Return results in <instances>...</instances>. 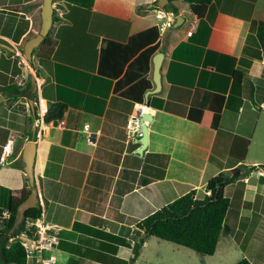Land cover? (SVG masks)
I'll use <instances>...</instances> for the list:
<instances>
[{
  "label": "crops",
  "instance_id": "crops-1",
  "mask_svg": "<svg viewBox=\"0 0 264 264\" xmlns=\"http://www.w3.org/2000/svg\"><path fill=\"white\" fill-rule=\"evenodd\" d=\"M96 1L90 11L54 3L59 11L44 58L32 55L27 62L19 48L39 32L43 0H0V88L21 78L36 85L32 104L0 93V158L4 147L9 152L0 163V223L10 199L29 188L22 152L32 141L42 222L58 237L42 264H130V243L142 234L137 223L191 191L203 198L210 179L239 167L242 176L226 195L238 189V205L249 210L240 209L228 231L224 220L222 251L219 237L207 258L264 264V181L258 177L264 171V52L256 39L264 13L256 15L252 0L179 9L175 4L184 3L176 2L182 24L160 32L146 7L157 0L119 9L113 1ZM156 54L163 59L154 93ZM233 71L243 74L239 81ZM195 95L200 106L193 105ZM54 104L65 106L64 115L46 125L43 116ZM145 107L152 118L145 121L147 147L139 154L141 144L127 137L125 125ZM203 108L219 113L217 129L203 127ZM253 147L256 155L247 161ZM227 249L244 252L235 260L222 255Z\"/></svg>",
  "mask_w": 264,
  "mask_h": 264
},
{
  "label": "trees",
  "instance_id": "trees-1",
  "mask_svg": "<svg viewBox=\"0 0 264 264\" xmlns=\"http://www.w3.org/2000/svg\"><path fill=\"white\" fill-rule=\"evenodd\" d=\"M210 1L211 0H168V5L163 7V9L176 13L175 8H173V3L175 2L188 4L190 6H203L209 4ZM54 2L73 5L82 10L90 11L94 6L95 0H53V3ZM153 5L154 4L147 5L146 7H152ZM166 7H168V9H166ZM54 19L55 15L53 12V21ZM147 34L149 33L146 32L138 36L143 37ZM18 39L19 36L14 38V42H17ZM256 39L259 47L264 52V21H259L257 23ZM47 41L48 35L44 38L40 47L33 51L32 55L36 54L39 58H44L42 49L43 46L47 44ZM153 51L154 48L143 53L144 55H142V57L140 56L138 60L144 58L143 56H148ZM242 75L243 74L240 72L233 71V76L236 81H239ZM148 88L149 87H147V89ZM32 89L30 84H27L24 88H19L15 83H12V85L1 87L0 93L3 97L11 95L14 99L20 97L25 98L32 104L35 97V93L32 92ZM197 93L207 94L199 91ZM196 98L197 95L193 98V105L200 106ZM203 109L204 112L201 119L203 127L210 130L217 129L220 118L219 113L212 114V112L208 111L206 108ZM64 111L65 106L63 104H54L50 106L43 116V123L46 125L57 124V122L62 119ZM211 115H214V122L212 121V123L209 119ZM248 144L249 141L247 140L241 159H244L246 156V147ZM261 168L264 170V166H261ZM241 176L242 170L239 167L235 168L230 173H219L207 182L205 190L208 194L204 195L203 198H195V192L191 191L163 206L137 223L135 225V230L142 234L140 240L132 246L130 264H135L144 241L149 237H154L158 240L189 249L205 257L213 256L217 248L226 214L230 207V198L226 195V190ZM259 179L264 181L263 177H259ZM20 192L21 194L19 197L10 199L8 206L9 217L2 220L0 223V264H27V253L25 249L18 242L9 243V239L17 237L24 231L27 221L34 222L41 216L42 208L38 203L35 208L25 212L22 223L14 232L11 231L17 207L27 198L30 189H23ZM34 230L35 228L30 229L32 232ZM235 264L251 263L246 259H241Z\"/></svg>",
  "mask_w": 264,
  "mask_h": 264
},
{
  "label": "rangeland",
  "instance_id": "rangeland-1",
  "mask_svg": "<svg viewBox=\"0 0 264 264\" xmlns=\"http://www.w3.org/2000/svg\"><path fill=\"white\" fill-rule=\"evenodd\" d=\"M97 1L103 2L106 4H108L110 1H113L114 3H117V4H115L116 7L118 5L117 9H119V6L124 8L125 4L128 6L134 5L135 8L137 7L136 0H97ZM246 1H248V0H246ZM98 4H101V3H98ZM175 6L179 9V7L184 8L187 5L175 4ZM245 6H246V4H245ZM248 6H249V4L246 6L247 8L245 7V11H243L244 14L248 10ZM253 6L256 7V15L257 16H259V14L262 15L264 13V0H252V7ZM58 7L59 6H56L57 9H58ZM168 7H166V9H168ZM173 8H174V3H173ZM57 14H58V11H55L54 15H57ZM22 48H23V46H21L19 48V49H21L19 51L23 56V53L21 52ZM34 56H37V55L34 54ZM27 108H28V105H27ZM249 152L250 153L248 154L247 161L248 160L250 161L256 155V154H254V147H253V149L250 148ZM262 155H264V154H262ZM261 173H262V171L260 173H258V177H263V176H261ZM234 190H232V196L227 195L230 198V207L228 209L226 219H225L226 222L224 225V230H226V231L229 230L230 220L235 219L236 216L238 217L237 214L239 213L240 209H242V211L249 210L248 207L240 208V206L238 205L240 202L239 190L238 189H236L235 191ZM245 218L246 217H244V221L246 220ZM251 233H252V227H251V230H249V234H251ZM239 237H240V235H238L237 238H239ZM221 238H222V236L220 237V243H221ZM236 241H238V239ZM256 242H257L256 240L253 242L254 243V245H253L254 249H255V244H259ZM221 245L219 246V248H217L218 252L222 251L223 244L221 243ZM241 252H244V251L242 249H231V250L227 249V250H225V252L222 253V255L225 256V255L230 254L229 256L236 260L239 256V253H241ZM249 253L252 254V251H249ZM249 253H247V255H249ZM47 258H49V254L46 255V259ZM241 259H243V258H240L239 260H241ZM29 261L30 262H32V261L37 262V259L36 260L35 259L28 260V262ZM38 263L42 264V261H38ZM259 263L260 262H257L256 264H259ZM136 264H215V260L214 259H208L207 257L199 255V254H197V253H195L189 249H185L183 247H179V246H176L174 244L158 240L154 237H149L148 239H146V244H145V246L142 250V254L138 258ZM217 264H220V263L217 262Z\"/></svg>",
  "mask_w": 264,
  "mask_h": 264
},
{
  "label": "water",
  "instance_id": "water-1",
  "mask_svg": "<svg viewBox=\"0 0 264 264\" xmlns=\"http://www.w3.org/2000/svg\"><path fill=\"white\" fill-rule=\"evenodd\" d=\"M157 5L159 7H165L168 5V0H157ZM40 15H41V25L39 32L32 38L28 39L22 48L24 59L27 62L31 61L33 51L40 46L44 38L48 35V32L52 26L53 0H43ZM180 24H182V19L178 17L174 24V27H178L180 26ZM162 59H163L162 54H156L152 59L153 83L155 85V89L153 91L154 93L160 91V87H161L160 67H161ZM30 84L31 87L33 88L32 92H35L36 85L34 79H31ZM3 100H4L3 97L0 96V103ZM143 110H144L143 115L140 118V121L142 123L143 136L140 139H138L139 143L141 144V147L138 150L139 154H141L147 147L148 129L145 124V121L147 119L151 120L152 118L151 115L146 112L147 111L146 107ZM35 150H36V144L32 141V142H28L25 145L24 150L22 152V168L27 176L30 192L27 198L17 207L13 226L11 229L12 232H14L17 229V227L22 223L25 212L29 209L35 208L39 202L37 191L35 188V179L33 172V166L35 161Z\"/></svg>",
  "mask_w": 264,
  "mask_h": 264
},
{
  "label": "built area",
  "instance_id": "built-area-1",
  "mask_svg": "<svg viewBox=\"0 0 264 264\" xmlns=\"http://www.w3.org/2000/svg\"><path fill=\"white\" fill-rule=\"evenodd\" d=\"M154 18L158 21L157 27L160 32H163L165 29L170 28L175 24L177 20V14L170 10H164L162 7L153 5L151 7ZM59 11V9H55ZM26 79L21 78L17 79V87L23 88L25 86ZM142 111H136L134 114H131L126 122L125 129L127 132V137L132 140H138L143 136L142 133V123L140 118L142 117ZM89 141V138H87ZM9 152H7L6 147H4L0 163L3 164ZM261 176H264V171L261 173ZM42 215L39 219L34 222H26L25 230L22 231L17 237L10 238L9 243L18 242L27 253V261L33 260L34 258L37 261H41V256L44 252L50 250L58 242V237L56 236L57 230L54 226H48L42 222ZM9 217V214H8ZM31 228H35L32 232ZM29 233V235H28ZM131 244H133L131 242Z\"/></svg>",
  "mask_w": 264,
  "mask_h": 264
},
{
  "label": "clouds",
  "instance_id": "clouds-1",
  "mask_svg": "<svg viewBox=\"0 0 264 264\" xmlns=\"http://www.w3.org/2000/svg\"><path fill=\"white\" fill-rule=\"evenodd\" d=\"M54 3H58V2H54ZM54 3H53V5H56V4H54ZM156 3H157V2H156ZM154 5H155V4H154ZM157 6H158V5H157ZM150 8H151V7H150ZM162 8H163V7H162ZM55 9H56V8H55ZM176 14H177V13H176ZM157 28H158V27H157ZM22 53H23V51H22ZM30 81H31V80H28V79H27V80H26V83H25V86H26L27 84H30ZM15 84H16V86H17V81H15ZM30 85H31V84H30ZM25 86H24V87H25ZM24 87H23V88H24ZM29 108H30V106H28V112H29ZM262 172H263V171H262ZM263 177H264V176H263ZM29 189H30V188H29ZM38 203H39V202H38ZM41 213H42V212H41ZM132 243H133V242H132ZM130 244H131V243H130ZM133 244H134V243H133ZM133 244H131V245L133 246Z\"/></svg>",
  "mask_w": 264,
  "mask_h": 264
},
{
  "label": "flooded vegetation",
  "instance_id": "flooded-vegetation-1",
  "mask_svg": "<svg viewBox=\"0 0 264 264\" xmlns=\"http://www.w3.org/2000/svg\"><path fill=\"white\" fill-rule=\"evenodd\" d=\"M55 8H56L55 5H53V12H55Z\"/></svg>",
  "mask_w": 264,
  "mask_h": 264
}]
</instances>
